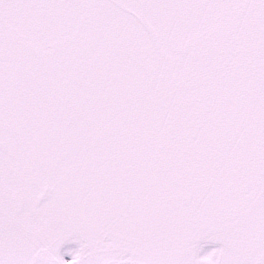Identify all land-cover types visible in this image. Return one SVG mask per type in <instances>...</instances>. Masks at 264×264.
Listing matches in <instances>:
<instances>
[{"label":"snow or ice","instance_id":"snow-or-ice-1","mask_svg":"<svg viewBox=\"0 0 264 264\" xmlns=\"http://www.w3.org/2000/svg\"><path fill=\"white\" fill-rule=\"evenodd\" d=\"M0 264H264V0H0Z\"/></svg>","mask_w":264,"mask_h":264}]
</instances>
